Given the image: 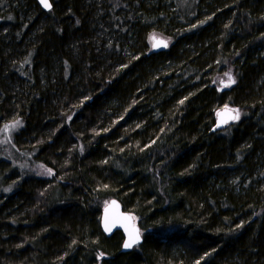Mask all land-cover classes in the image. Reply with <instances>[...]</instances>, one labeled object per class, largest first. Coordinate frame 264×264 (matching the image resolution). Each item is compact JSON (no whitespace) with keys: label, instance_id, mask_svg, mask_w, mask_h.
Instances as JSON below:
<instances>
[{"label":"trees","instance_id":"16d2710c","mask_svg":"<svg viewBox=\"0 0 264 264\" xmlns=\"http://www.w3.org/2000/svg\"><path fill=\"white\" fill-rule=\"evenodd\" d=\"M51 3L0 0V264H264V0Z\"/></svg>","mask_w":264,"mask_h":264},{"label":"water","instance_id":"95a60500","mask_svg":"<svg viewBox=\"0 0 264 264\" xmlns=\"http://www.w3.org/2000/svg\"><path fill=\"white\" fill-rule=\"evenodd\" d=\"M37 2L44 10H50V9L44 8L40 4V0H37ZM49 2L51 3V0H49ZM51 5H52V3H51ZM158 40H162V41L166 42L167 43V47H168V42L165 39L158 38ZM167 47H163V46H161V47H153V50L155 52H159V51L166 50ZM225 108L234 109V108H231V107H225ZM225 108H222L218 112H223ZM234 110H236V109H234ZM225 118L227 119V117H225ZM234 121L235 120L227 119L226 123H221V117H219L217 115L216 125H217L218 128H223L227 124L232 123ZM113 202H115V203L113 204ZM106 216H108L111 219H115L116 220V223L112 227L111 231H106L105 230V217ZM124 217H132V219L124 220L123 219ZM132 228L137 229L139 231V234H140L141 229H140L138 224H135L133 215L123 209V206H122V204L120 203L119 200H117L115 198L110 200L107 203V205L102 210L101 229L106 234V236H111L116 231H122L123 232V234H124V242H123V245H122V251L123 252L131 251L137 244H140L142 242V240H143L142 234H140V240H139V242L137 244H134L131 248H124V243L128 239V231L126 229H132Z\"/></svg>","mask_w":264,"mask_h":264},{"label":"snow or ice","instance_id":"6c2138e0","mask_svg":"<svg viewBox=\"0 0 264 264\" xmlns=\"http://www.w3.org/2000/svg\"><path fill=\"white\" fill-rule=\"evenodd\" d=\"M40 4L46 8V9H51L52 5L49 2V0H40ZM153 47H167V43L162 41V40H158L155 38V36L153 37ZM228 78L227 82L225 83L224 81H221V83L223 84L224 87H229L231 86V84L235 83L234 78L232 77L231 74L226 73L225 74ZM184 101H181L180 103H183ZM234 113V114H233ZM217 115L219 117H221V123H226L227 119H232V120H238L240 117V113L238 110H234V109H227L225 108L223 112H218ZM227 117V119L225 118ZM16 124H19V121L16 122ZM16 124H13L12 127H15ZM49 172L51 170H48ZM115 202H113L114 204ZM124 220H130L132 219V217H124ZM116 220L115 219H111L108 216L105 217V230L106 231H111L112 227L115 225ZM128 231V239L125 241L124 243V248H131L134 244H137L140 240V234L139 231L137 229H126ZM101 255H103L101 253ZM197 264H199V262H197Z\"/></svg>","mask_w":264,"mask_h":264},{"label":"rangeland","instance_id":"374dc122","mask_svg":"<svg viewBox=\"0 0 264 264\" xmlns=\"http://www.w3.org/2000/svg\"><path fill=\"white\" fill-rule=\"evenodd\" d=\"M158 34V33H157ZM155 36V38H158V37H162V38H165V36H163L162 34H159V35H153L152 36V42H151V46H153V37ZM166 39V38H165ZM167 40V39H166ZM223 107H231V105H224ZM236 110H238L237 108H235ZM239 111V110H238ZM240 113V111H239ZM18 120L17 119H14V118H11L10 122H13L11 123L12 125L13 124H16ZM237 121V120H236ZM12 125H6L4 128H1L0 129V151H2V149H6L5 147L7 148H10V144L13 143L12 141V129L14 130V127H12ZM16 125H19V124H16ZM4 156H9V151H4ZM48 170H51L50 172ZM36 174H39V175H46V176H52L54 174V171L53 169L51 168H44L42 167L41 165H38L37 168H36ZM108 203V200L105 202H103V206L107 205ZM134 221H135V224H138L139 223V218L137 216L134 217ZM140 234L143 235V232L140 231ZM143 237V236H142ZM103 255L99 254V258H102Z\"/></svg>","mask_w":264,"mask_h":264},{"label":"bare ground","instance_id":"6f19581e","mask_svg":"<svg viewBox=\"0 0 264 264\" xmlns=\"http://www.w3.org/2000/svg\"><path fill=\"white\" fill-rule=\"evenodd\" d=\"M15 134H16V133H15ZM17 144H18V143H17ZM18 147H19V146H18ZM18 147H17V148H18Z\"/></svg>","mask_w":264,"mask_h":264}]
</instances>
